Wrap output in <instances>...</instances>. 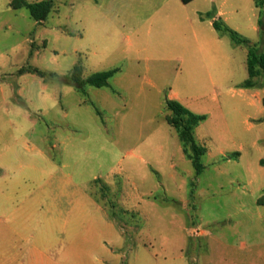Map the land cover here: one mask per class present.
<instances>
[{"label": "rangeland", "instance_id": "1", "mask_svg": "<svg viewBox=\"0 0 264 264\" xmlns=\"http://www.w3.org/2000/svg\"><path fill=\"white\" fill-rule=\"evenodd\" d=\"M10 3L0 0V162L22 189L78 213L104 206L126 240L110 264H264V76L250 105L248 47L214 31L213 58L194 17L142 0H55L42 23ZM226 9L264 50L255 0ZM76 65L84 78L118 72L80 90L66 78ZM171 94L206 116L199 176L167 120Z\"/></svg>", "mask_w": 264, "mask_h": 264}, {"label": "crops", "instance_id": "2", "mask_svg": "<svg viewBox=\"0 0 264 264\" xmlns=\"http://www.w3.org/2000/svg\"><path fill=\"white\" fill-rule=\"evenodd\" d=\"M142 2L148 7L167 8V13H173V8L177 9L180 15L177 18L181 22L194 17L197 23L194 29L196 39H203L204 46L209 51L213 50L212 57L216 58L215 49H211L210 44L212 42L216 46L222 40L215 38L213 22L221 20L229 23L231 12L226 8L232 6V0ZM158 12L156 10L150 16ZM177 22L180 23L179 20ZM207 22L213 30L203 26ZM255 30L259 31V27H255ZM206 36L211 39L210 43L205 41ZM255 86L241 89L253 106L258 103L260 95ZM169 99L176 100L177 95L171 94ZM22 188L19 176L7 173L6 166L0 162V264H110L108 260L115 262L122 258L124 253L120 250L125 246V235L122 227L108 216L104 206L99 204L94 213L82 209L78 213L72 208L61 207L58 196L42 195ZM74 215L79 217L74 218ZM112 246L118 249V253ZM140 248L144 251L143 260L147 257L159 260L158 255L153 258L147 254L145 247Z\"/></svg>", "mask_w": 264, "mask_h": 264}, {"label": "trees", "instance_id": "3", "mask_svg": "<svg viewBox=\"0 0 264 264\" xmlns=\"http://www.w3.org/2000/svg\"><path fill=\"white\" fill-rule=\"evenodd\" d=\"M55 0H41L37 2H29L27 0H11L10 6L13 9L27 8L31 17L38 23H42L49 17ZM256 7L261 10V18L259 19V28L261 41H264V0H255ZM213 26L221 34H228L232 41L238 45H246L248 47L247 65L249 79L245 82L244 87L250 88L256 85L254 79L258 76H264V50H260L257 44L251 45L250 41L239 34L236 30L229 27L225 22L216 20ZM24 72V69H21ZM30 73H35L41 77H46L47 73L38 69L32 68ZM118 72V69L96 72L88 78L82 76V67L76 65L74 69L67 75V80L76 88L82 90L86 85H91L97 88L109 86V81ZM52 78H57L56 73L51 74ZM167 108L172 112L167 117L169 124L175 128L179 139L184 147V151L189 154L191 161L199 176L204 166L201 163V157L206 150L200 147L194 137L195 128L206 119L205 115H197L186 108L182 103L174 99H167ZM259 205H264V198L258 202Z\"/></svg>", "mask_w": 264, "mask_h": 264}, {"label": "built area", "instance_id": "4", "mask_svg": "<svg viewBox=\"0 0 264 264\" xmlns=\"http://www.w3.org/2000/svg\"><path fill=\"white\" fill-rule=\"evenodd\" d=\"M198 233V232H197Z\"/></svg>", "mask_w": 264, "mask_h": 264}]
</instances>
